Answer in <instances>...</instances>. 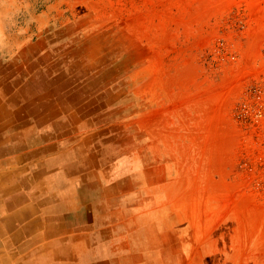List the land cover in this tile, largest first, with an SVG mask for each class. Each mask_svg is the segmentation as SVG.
I'll return each instance as SVG.
<instances>
[{
  "label": "rangeland",
  "instance_id": "obj_1",
  "mask_svg": "<svg viewBox=\"0 0 264 264\" xmlns=\"http://www.w3.org/2000/svg\"><path fill=\"white\" fill-rule=\"evenodd\" d=\"M58 78L37 147L119 264H264V0H0V105Z\"/></svg>",
  "mask_w": 264,
  "mask_h": 264
},
{
  "label": "bare ground",
  "instance_id": "obj_2",
  "mask_svg": "<svg viewBox=\"0 0 264 264\" xmlns=\"http://www.w3.org/2000/svg\"><path fill=\"white\" fill-rule=\"evenodd\" d=\"M39 85L15 95L14 100L27 99L19 110H10V102L0 105V264L58 263L52 237L61 229L55 221L67 220L69 208L54 187L62 182L57 164L62 165L64 157L56 158L54 144L37 147L42 133L36 127L54 117L52 95L70 88L59 78L41 80Z\"/></svg>",
  "mask_w": 264,
  "mask_h": 264
},
{
  "label": "crops",
  "instance_id": "obj_3",
  "mask_svg": "<svg viewBox=\"0 0 264 264\" xmlns=\"http://www.w3.org/2000/svg\"><path fill=\"white\" fill-rule=\"evenodd\" d=\"M57 169L60 170L58 166ZM85 174L83 168L69 167L58 173L62 182L54 188H57V197L66 202L69 217L55 221L61 229L52 237L57 241V264H119V219H107L109 213L106 208L92 217L90 210L85 208L86 202L80 204L79 200H86L83 188L88 185V180L82 177ZM44 242L47 241L41 243Z\"/></svg>",
  "mask_w": 264,
  "mask_h": 264
}]
</instances>
